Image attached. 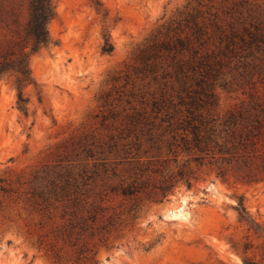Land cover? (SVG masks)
I'll use <instances>...</instances> for the list:
<instances>
[{
  "label": "rangeland",
  "instance_id": "374dc122",
  "mask_svg": "<svg viewBox=\"0 0 264 264\" xmlns=\"http://www.w3.org/2000/svg\"><path fill=\"white\" fill-rule=\"evenodd\" d=\"M55 7L53 44L31 62L42 102L28 88L26 117L11 82L0 81V264L261 262L264 241L239 211L243 203L264 230V182L190 164L188 187L178 177L188 158L169 154L161 120L137 118L154 98L201 89L179 75L191 51L163 49L179 39H191L219 71L216 114L252 94L264 102V71L250 78L233 70L235 62L226 66L229 26L241 30L248 19L264 34V0H57ZM3 9L25 15V0H0ZM107 34L114 49L103 54ZM244 50L247 70H264V48ZM168 181L175 187L163 198ZM126 187L137 193L124 196ZM246 243V255L233 249Z\"/></svg>",
  "mask_w": 264,
  "mask_h": 264
},
{
  "label": "trees",
  "instance_id": "16d2710c",
  "mask_svg": "<svg viewBox=\"0 0 264 264\" xmlns=\"http://www.w3.org/2000/svg\"><path fill=\"white\" fill-rule=\"evenodd\" d=\"M56 1L25 0V15L14 9L0 11V81L11 82L17 92V107L26 117L30 113V98L26 95L28 88L33 87L39 102H42L31 62L35 55L53 44L49 25L56 17ZM95 5L100 11V2L97 1ZM240 24L241 30L235 29L232 24L229 26L230 32L226 33V66L235 62L233 70L240 71L241 76L253 78L255 73L264 70L261 66H255L253 72H249L243 52L244 49L263 51L264 34L259 33L258 26L248 19L241 20ZM195 35V39L201 41L202 30L198 26ZM105 37L102 53L110 54L114 47L108 34ZM192 44L191 39H179L173 46L164 44L163 49L168 52L191 51L192 62L187 71L180 67L179 75H190L201 89L186 87L177 96L154 98L137 122L148 120L152 115L154 119L161 120L162 126H165L164 132L169 135V154L172 153L175 160L180 155L188 158L178 173L179 180L185 181L188 187L191 186L193 171L185 169L190 164L199 169L215 167L217 176L221 178H226L231 172L246 183L264 182V102L261 96L252 94L248 101L236 108L223 115L216 114L214 83L220 79L219 71L211 64L210 56H201L198 50L190 48ZM228 85L229 82H226V88ZM174 187L172 181L166 182L160 189L162 197L165 198ZM135 193L133 187L122 189L124 196ZM240 209V222L248 224L257 239L264 241L262 226L248 216L243 203ZM251 248L249 243L244 244L242 251L233 246L236 252L243 255ZM262 249L261 262L246 258L244 264H264V243Z\"/></svg>",
  "mask_w": 264,
  "mask_h": 264
}]
</instances>
